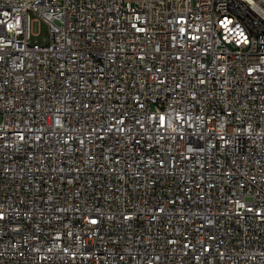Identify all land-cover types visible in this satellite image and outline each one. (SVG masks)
<instances>
[{"label": "built area", "instance_id": "2783aa9c", "mask_svg": "<svg viewBox=\"0 0 264 264\" xmlns=\"http://www.w3.org/2000/svg\"><path fill=\"white\" fill-rule=\"evenodd\" d=\"M0 264H264V0H0Z\"/></svg>", "mask_w": 264, "mask_h": 264}, {"label": "rangeland", "instance_id": "374dc122", "mask_svg": "<svg viewBox=\"0 0 264 264\" xmlns=\"http://www.w3.org/2000/svg\"><path fill=\"white\" fill-rule=\"evenodd\" d=\"M31 31L35 36H32V42L36 44H46L48 40L47 28L43 24L33 22L31 24Z\"/></svg>", "mask_w": 264, "mask_h": 264}]
</instances>
